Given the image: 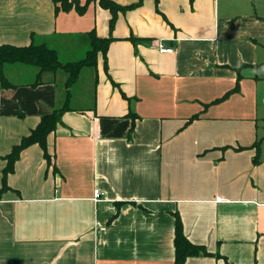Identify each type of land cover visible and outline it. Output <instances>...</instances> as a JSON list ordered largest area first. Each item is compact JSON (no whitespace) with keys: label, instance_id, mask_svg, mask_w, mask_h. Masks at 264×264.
<instances>
[{"label":"crops","instance_id":"0c3cea01","mask_svg":"<svg viewBox=\"0 0 264 264\" xmlns=\"http://www.w3.org/2000/svg\"><path fill=\"white\" fill-rule=\"evenodd\" d=\"M77 1L83 12L0 0V45L44 44L68 63L93 32L113 38L70 92L64 70L37 82V67H4L0 191L14 146L70 109L50 162L33 144L7 176L0 264H174L177 216L207 252L183 264H264V0H114L113 27L98 0Z\"/></svg>","mask_w":264,"mask_h":264},{"label":"trees","instance_id":"16d2710c","mask_svg":"<svg viewBox=\"0 0 264 264\" xmlns=\"http://www.w3.org/2000/svg\"><path fill=\"white\" fill-rule=\"evenodd\" d=\"M91 1V0H89ZM99 4L109 9L112 13L111 26L113 27L117 15L120 11L125 10L124 7L117 4L114 0H98ZM56 4H60L62 9H70L73 4L76 5V9L79 12H83L86 5L80 6L77 0H54ZM91 39V49L87 52L84 59L63 63L59 58L55 49H52L44 44H30L29 46H13V45H0V86L3 89L12 88L15 85L12 84L4 75V67L9 64H27L39 69L38 80L41 82V76L44 72H57L58 70H64L68 77L66 81L67 92H70L71 88L78 81L81 71L85 67H94L97 65L98 56L101 53L106 61L107 52L112 42L113 38H100L94 32L90 35ZM68 99L62 108L55 110L53 113L45 115L38 126L31 131V133L23 137L21 142L14 146L13 151L6 156L7 166L4 169V180L2 190L8 189L7 186V176L9 173L14 171L15 163L19 159L23 150L28 148L33 144H39L44 150V156L48 162H50L51 157L47 151V138L51 134L58 122L61 119L62 114L69 110ZM260 142L258 141L257 146V157L260 153ZM175 252L176 260L174 264H183V262L190 256H196L201 253H207L205 248L200 245L193 244L188 240L183 232L182 222L180 217L177 216L176 219V236H175Z\"/></svg>","mask_w":264,"mask_h":264},{"label":"built area","instance_id":"2783aa9c","mask_svg":"<svg viewBox=\"0 0 264 264\" xmlns=\"http://www.w3.org/2000/svg\"><path fill=\"white\" fill-rule=\"evenodd\" d=\"M157 48L161 53H172L174 49L172 47L167 46L164 42H159L157 44ZM103 196L102 191L96 190L95 191V199H100Z\"/></svg>","mask_w":264,"mask_h":264}]
</instances>
